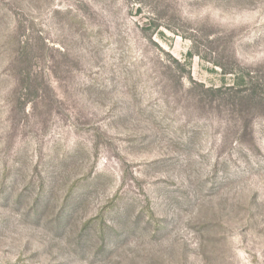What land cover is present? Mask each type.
Wrapping results in <instances>:
<instances>
[{
  "label": "rangeland",
  "instance_id": "obj_1",
  "mask_svg": "<svg viewBox=\"0 0 264 264\" xmlns=\"http://www.w3.org/2000/svg\"><path fill=\"white\" fill-rule=\"evenodd\" d=\"M0 264H264V0H0Z\"/></svg>",
  "mask_w": 264,
  "mask_h": 264
}]
</instances>
